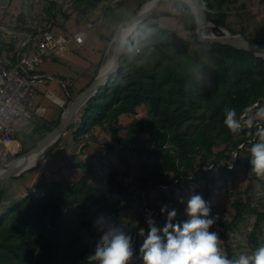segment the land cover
I'll return each mask as SVG.
<instances>
[{"label":"trees","instance_id":"1","mask_svg":"<svg viewBox=\"0 0 264 264\" xmlns=\"http://www.w3.org/2000/svg\"><path fill=\"white\" fill-rule=\"evenodd\" d=\"M8 1L0 0V8ZM67 1L84 19L102 5L104 18L117 17L109 7L115 0ZM137 1L140 8L149 0ZM200 2L215 36H222L224 30L235 33L226 18L236 0ZM174 4V16L188 35L178 37L156 23L149 24L159 17L158 6L128 37L118 71L78 110L61 137L71 135L74 142H80L95 129L108 133L103 150L116 165L106 166L103 184L97 187L93 182L90 156L74 165L82 172L78 180L45 181L37 184V193L21 198L8 200L6 196L16 177L0 181V264H87V256L108 226L119 227L131 237L129 264H143L140 248L148 231L146 218L150 214L156 226L163 228L167 213L161 215L160 209L166 205L177 212L173 223H182L186 218L178 215L185 212L194 194H200L211 210L218 206L212 194L222 193L226 202L230 199L222 219L210 229L219 232L221 248L229 258L250 255L264 244V200H252L254 183H261L264 189V177L253 175L249 164L253 144L264 142L257 134L264 130V119L258 117L264 109V59L230 46L198 41L191 9L180 1ZM239 8L244 10L246 2ZM31 9L20 11L9 35L0 30L3 60L12 61L17 52H27L44 32L51 31L31 24L36 23L30 18ZM56 9H61L56 2L44 5L47 24L58 25ZM62 16L64 22L68 20L66 12ZM119 23L115 20L108 28L109 38L104 36L109 45ZM63 25L60 28L66 30ZM239 34L253 43L264 42L243 31ZM4 37L8 43L3 42ZM226 107L235 109L241 124L237 133L223 123ZM126 118L129 121L122 125ZM59 119L32 132H50ZM87 146L85 141L83 147ZM21 150L3 163L23 154ZM234 152L236 159L230 167ZM252 216L255 220L247 232Z\"/></svg>","mask_w":264,"mask_h":264},{"label":"rangeland","instance_id":"2","mask_svg":"<svg viewBox=\"0 0 264 264\" xmlns=\"http://www.w3.org/2000/svg\"><path fill=\"white\" fill-rule=\"evenodd\" d=\"M25 1L26 0H11V2L8 1L5 6L0 8V30L5 36L10 34L9 31L11 30H9V28L17 24L16 16L20 11L26 13L30 6H32V9L29 11L30 18L36 22L31 23L32 25L45 28L50 27L53 33L75 34L77 32H84L86 40L79 47H75V44L71 43L70 51L64 57H46L43 62L36 67L35 72L45 78L43 84L36 88V94L32 100V105L43 108L45 112L40 113L39 116H34L29 121L20 123L16 127L17 132L15 139L19 141L22 148L21 151H24V153L31 150V148L33 149L46 133L45 131H32L46 122H52V120L56 121L58 115H62V112L65 110L64 108H66L68 99L70 97V99L75 98L79 90L85 89L93 77L94 71L97 70V65L102 62L101 64L103 65L99 68L100 71L111 61L114 46L113 37L110 45L104 39V36L105 38H109L108 28L114 25L113 22H115V20L121 23L128 20L139 10L137 0H127L122 2L119 7H116L115 3L120 0H115L109 3V7L114 8V14L117 15L116 18L114 16L108 19L104 18L105 6L102 5L89 17L84 19L80 14L72 10V6L69 5L67 0H43L41 2L38 0H27V3ZM174 1L177 0L161 3L156 11V15L159 17L149 21V24L156 23L160 28L173 32L178 37L185 38L188 33L184 31L182 25L174 16L177 12ZM243 1L246 2V8L244 10L239 8ZM51 2H56L58 7H61L60 10L56 9L55 21L58 25L53 23L47 24L48 17L42 11L44 5L47 6ZM21 4L22 6L20 8ZM228 11L229 15L226 18V23L231 30L235 32L231 34H239L240 31H243L245 35L255 41H264V2L261 3L260 0H236L234 5L229 6ZM62 12H66L68 15V20L65 22ZM60 25L66 27V30H62ZM7 40L8 38H3V42L6 41L4 43H8ZM111 45L112 47L110 50ZM48 92L52 94L58 93L59 98L64 101L63 111L62 107L48 96ZM258 117L264 119L260 114H258ZM128 121V118L123 119L121 124L124 125ZM256 126L259 128L261 127L260 124H256ZM108 139V133L102 132L99 129L93 130L91 135H86L80 142H74L71 135L60 138L58 140L60 143L57 141L59 143L57 147H55L54 150L51 148L37 162L35 168L26 170L17 176L15 181L9 185L10 189L6 195L8 200L24 197L29 192L37 193V184L45 181L78 180L82 176V172L73 167L80 162H86L89 156L92 159L94 167L92 174L93 182L97 187L101 186L107 177L109 167L106 166L108 164L112 167L116 165L115 161L108 157L103 150V145ZM85 141L88 142L87 147H83ZM236 154V152L232 154L230 167L234 166ZM8 156L9 155L4 152V147L0 145V165L6 164L3 162H5ZM263 197L264 189L261 188V183H254L252 200L257 202L259 200H264ZM212 199H214L216 204L218 203V206L213 207L210 211V215L214 216L218 214L219 219L217 223H219L223 217L222 212L225 213V210L228 209L227 206L230 199L226 202L228 199L222 193H219L217 196L212 194ZM8 200H5V204L8 203ZM1 207L2 205H0V209ZM261 210L264 211V208ZM155 211L159 212V210H150V212L153 213H155ZM178 217H185L187 220L185 212L179 214ZM254 220L255 218L252 216L250 224L246 226L247 232L251 230ZM217 223L215 225H217ZM237 235L241 237L240 232H238ZM260 236L261 234H259V237Z\"/></svg>","mask_w":264,"mask_h":264},{"label":"clouds","instance_id":"3","mask_svg":"<svg viewBox=\"0 0 264 264\" xmlns=\"http://www.w3.org/2000/svg\"><path fill=\"white\" fill-rule=\"evenodd\" d=\"M224 125L232 133L241 129L235 109L225 108ZM260 115L264 117V109ZM251 126V121L248 122ZM264 141V130H258ZM250 170L257 178L264 177V142L253 144L250 149ZM210 207L200 194L191 195L187 201V220L173 223L177 212L162 206L161 215L167 213L163 228H158L149 214L146 218L148 231L140 252L143 264H264V245L250 255L241 254L229 258L221 248L218 231H210L217 223L219 215L210 216ZM99 223V221H98ZM141 229V234H143ZM131 237L119 227L108 226L87 256V264H129L132 258Z\"/></svg>","mask_w":264,"mask_h":264},{"label":"built area","instance_id":"4","mask_svg":"<svg viewBox=\"0 0 264 264\" xmlns=\"http://www.w3.org/2000/svg\"><path fill=\"white\" fill-rule=\"evenodd\" d=\"M85 40L84 32L64 34L46 31L32 48L27 52H17L12 61L0 58V145L6 154L14 156L19 153L21 146L14 138L16 127L37 115L32 100L45 77L35 72L36 67L46 57H64L69 53L71 43L79 47ZM48 96L59 103L55 95L49 93Z\"/></svg>","mask_w":264,"mask_h":264},{"label":"water","instance_id":"5","mask_svg":"<svg viewBox=\"0 0 264 264\" xmlns=\"http://www.w3.org/2000/svg\"><path fill=\"white\" fill-rule=\"evenodd\" d=\"M173 0H149L145 4H143L138 11L135 12L128 20L121 22L114 33L113 36V54L111 58V65L106 70H100L99 73L95 76L93 81L77 96L73 99H70L66 105L65 110L62 112V115L59 119L57 127H55L50 132H47L41 140L37 143V145L29 150L26 153L21 154L17 158L11 160L10 162L0 165V181L5 180L11 177H17L28 169L35 168L37 162L54 146V144L64 135V133L68 130L70 125L72 124L74 117L78 110L91 98L95 95L98 89L103 86L106 81L112 77L116 71L120 68L118 62L122 55V51L124 49V45L132 31L136 28V26L142 23L145 19H147L161 4L165 2H169ZM185 3L192 11L195 21L196 28L195 33L197 35V39L200 42L207 43H218L223 46H230L235 49L244 50L250 52L251 54L264 59V42L263 43H253L248 41L241 34H231L228 31L224 30L223 35L217 37L213 34L212 25L208 22L206 15L204 13V4L200 2V0H189L190 3H186L182 0H177ZM151 3L146 11H143L144 6ZM204 26H211L208 35H205L203 30ZM131 30L125 34L123 31L130 29ZM245 116V114H244ZM43 150V153L39 160L35 163L33 167L23 168L22 165L19 164L21 159H26L27 156L36 154ZM162 189H168V187H161ZM158 213V211H155ZM141 233V231H140Z\"/></svg>","mask_w":264,"mask_h":264},{"label":"bare ground","instance_id":"6","mask_svg":"<svg viewBox=\"0 0 264 264\" xmlns=\"http://www.w3.org/2000/svg\"><path fill=\"white\" fill-rule=\"evenodd\" d=\"M182 1H184V2H186V3H190L189 0H182ZM150 5H151V3L147 4L146 6H144L143 11H146ZM210 29H211V26H204V30H203L204 34H205V35H208ZM130 30H131V28H130V29H127V30H125V31H123V33L127 34ZM110 63H111V61L108 62V64L102 69V71H104V70H106L108 67H110V65H111ZM42 153H43V150L40 151V152H38V153H36V154H33V155H30V156H27L26 159H21V160L19 161V164L22 165L23 168H30V167H33V166L35 165V163H36V162L39 160V158L41 157Z\"/></svg>","mask_w":264,"mask_h":264},{"label":"crops","instance_id":"7","mask_svg":"<svg viewBox=\"0 0 264 264\" xmlns=\"http://www.w3.org/2000/svg\"><path fill=\"white\" fill-rule=\"evenodd\" d=\"M3 56H5V54L3 55ZM40 75V74H39ZM42 76V75H41ZM50 92H48V94H49ZM52 94V93H51ZM52 95H55L58 99H59V103H57L58 105H60L61 107H62V111L65 109H63V106H64V101H62L60 98H59V95H58V93H56V94H52ZM33 107H34V109L36 110V114H37V116H39V114L40 113H44L45 112V110L43 109V108H38V107H36L35 105H33ZM61 111V112H62ZM61 117V115L59 114L58 115V118H60ZM53 121V120H52ZM55 121V120H54ZM16 132H17V129H16ZM16 135V134H15Z\"/></svg>","mask_w":264,"mask_h":264}]
</instances>
